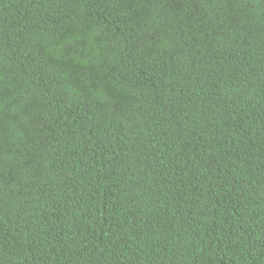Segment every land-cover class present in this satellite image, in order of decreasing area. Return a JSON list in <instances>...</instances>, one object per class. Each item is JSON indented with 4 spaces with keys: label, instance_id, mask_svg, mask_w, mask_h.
Segmentation results:
<instances>
[{
    "label": "trees",
    "instance_id": "trees-1",
    "mask_svg": "<svg viewBox=\"0 0 264 264\" xmlns=\"http://www.w3.org/2000/svg\"><path fill=\"white\" fill-rule=\"evenodd\" d=\"M0 264H264V0H0Z\"/></svg>",
    "mask_w": 264,
    "mask_h": 264
}]
</instances>
